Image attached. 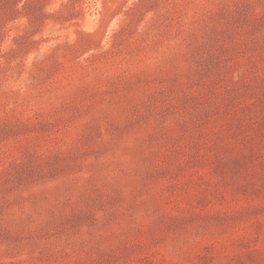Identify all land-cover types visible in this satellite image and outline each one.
Masks as SVG:
<instances>
[{
	"label": "rangeland",
	"instance_id": "1",
	"mask_svg": "<svg viewBox=\"0 0 264 264\" xmlns=\"http://www.w3.org/2000/svg\"><path fill=\"white\" fill-rule=\"evenodd\" d=\"M0 264H264V0H0Z\"/></svg>",
	"mask_w": 264,
	"mask_h": 264
}]
</instances>
